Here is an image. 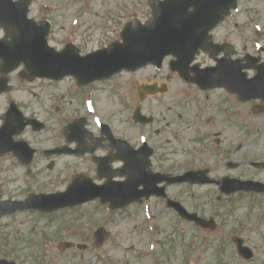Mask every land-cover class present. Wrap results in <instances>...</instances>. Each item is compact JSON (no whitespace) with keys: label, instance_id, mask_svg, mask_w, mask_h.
I'll list each match as a JSON object with an SVG mask.
<instances>
[{"label":"flooded vegetation","instance_id":"af4514ba","mask_svg":"<svg viewBox=\"0 0 264 264\" xmlns=\"http://www.w3.org/2000/svg\"><path fill=\"white\" fill-rule=\"evenodd\" d=\"M82 1L78 0L76 3L80 4ZM90 2L94 3L93 0ZM85 6L87 4L75 7V11L81 13L76 16L54 15L58 9L51 11L44 7V11L48 12V17L36 15L33 18L37 24L43 20L49 21V38L52 37V39L62 40L64 29L73 30L76 35V43L81 50L79 43L83 41L112 39L114 29L112 20L105 16L86 15L87 11L82 9ZM37 8L41 10L39 6ZM50 12L53 14H49ZM72 19L77 20L75 25H72ZM143 79L148 82L166 83V92L157 94L152 99H147L140 104L136 95H132L127 89L121 90L116 86V90L121 92V95L117 97L116 113L112 106L104 110L103 106L98 105L99 95L108 94L112 89L104 84L93 86L96 110L88 115V126L92 132L85 139V142L93 147L92 154L79 153L48 157L46 155L48 148H44L35 154L33 161L40 159L47 166L60 162L62 168L72 167L73 175L86 176L96 182H101L94 158L106 161L109 156L111 168H117L121 163L113 156V140L101 129H98L93 122L92 117L99 116L105 123L110 124L115 120H122L120 124L124 136L121 138L129 143V145L125 143L128 153L138 152L144 155L148 143L153 148L151 169L161 178L193 169L200 171L198 177L201 181L209 180L211 181L210 185L217 189L216 180L224 177L241 178L243 138H245L244 142L249 149L254 151L257 149L256 118L258 109H263L262 106H258V100L253 98L243 103L239 93H232L222 87L202 88L196 84L184 82H181L178 87L176 82H172L173 75L167 67L164 71L153 69L145 72ZM170 82L172 83L170 84ZM82 93L79 96L76 91L74 107L69 111H66L64 107L62 111L59 108H53L50 99L33 104L26 102L19 107L29 117H40L38 119L43 121L45 128L44 118H48L49 115H59L60 123L54 125L47 123V128L56 132L64 129L66 113L71 114L77 110V115L83 114L82 103H78V97L82 98ZM139 104L143 113L152 116L153 119L150 123L134 121L135 110ZM141 122H145V120ZM109 127L112 133L119 137L118 124H112ZM65 141L66 139L63 138V142ZM75 146L77 143L74 144ZM129 158L130 155L127 154V159ZM184 162H186V168L182 165ZM58 176H62L65 181V172L59 173ZM192 187L169 185L165 189L170 198L178 200L187 208L192 195L189 189ZM149 202L150 210L157 214H153L154 216L172 215L179 219L177 213L167 206L165 199L151 197ZM142 204H132L131 206H141ZM142 210L141 207H133L132 212L140 214Z\"/></svg>","mask_w":264,"mask_h":264},{"label":"rangeland","instance_id":"374dc122","mask_svg":"<svg viewBox=\"0 0 264 264\" xmlns=\"http://www.w3.org/2000/svg\"><path fill=\"white\" fill-rule=\"evenodd\" d=\"M59 2L62 0H52ZM92 4L96 14L104 15L109 12L113 7L112 0H93ZM129 6L134 5L136 14L142 15L145 13V0H127ZM138 4H141L139 7ZM139 8V10H138ZM93 14V13H92ZM242 21L244 26L252 32L259 31L257 42L264 47V0H241L239 5V11L230 20L231 25H226L221 28L224 31L225 28H231V31L235 32L233 27L234 21ZM241 24V25H242ZM256 28L258 30H256ZM264 59V51L258 52ZM32 91V89H30ZM31 96V95H29ZM34 101H38L35 99ZM264 119L263 117L261 120ZM263 147L258 150V157L264 156ZM7 165L5 168L0 167V176L4 181V195L20 196L23 192L24 182L21 180V170L14 168L9 161L1 162ZM5 197V196H4ZM264 199L260 197H241L239 200L231 198L229 200V206L231 211L228 214L218 213L219 223L225 224L227 230L222 231L215 229L208 235L201 234L202 238L195 239V254L201 255L203 258V264H220L219 259L222 257L232 258V252L228 248L226 243L223 242L226 239L228 233L239 230L245 234L248 245H250L255 253V258L252 262L243 264H264V213L261 211ZM222 207L219 208V212ZM260 209V210H259ZM84 210V209H82ZM125 211L115 217V219L109 224V227L115 232L114 238L104 248L107 250H113V258L109 255L107 257H100L98 252H94L89 248L81 255L75 249H67L60 253V257L57 256L55 261H52V256L56 255V250L53 249L51 254L47 253L40 264H151L149 257L144 253L145 246L149 241L141 234L139 225L142 222L137 221L134 216H129ZM231 212L233 214H231ZM78 213V214H77ZM78 211H66L61 215H56L49 220V217L36 215L32 219L28 216L18 214L10 218H3L1 222L3 232L0 233V239H8L9 243L5 244L4 239L0 241V244L7 246L9 249H15L18 251L17 261L22 264H37L34 256L41 254L42 247L38 244L40 238L44 237L47 233L50 237H54L55 240L65 238L73 241H86L90 245V233L99 226L105 218L102 213L97 209L89 211L86 207L83 214L79 216ZM80 217V218H79ZM141 217V216H140ZM56 220L55 222H53ZM14 227V222H16ZM23 221V222H21ZM20 222V225H19ZM139 223V224H138ZM162 228L161 238L162 242L158 248V254L160 258H164V264H185L184 255L186 250L190 249L185 239L180 238L179 234L173 237V225L174 221H160ZM112 224V225H111ZM19 225V226H18ZM58 227V228H57ZM108 227V226H107ZM57 228V229H56ZM13 229L18 231V235H14ZM53 229L56 230V235L52 234ZM60 231L59 233L57 232ZM148 230V226L146 227ZM150 237V233L148 232ZM14 239V246L10 243V240ZM17 239V240H16ZM27 239L33 240V244L26 243ZM37 242V244H36ZM224 244V246H222ZM52 255V256H51ZM193 262V259L189 260ZM228 261L227 263H229ZM231 264H239L235 259Z\"/></svg>","mask_w":264,"mask_h":264},{"label":"water","instance_id":"95a60500","mask_svg":"<svg viewBox=\"0 0 264 264\" xmlns=\"http://www.w3.org/2000/svg\"><path fill=\"white\" fill-rule=\"evenodd\" d=\"M67 204V203H66ZM70 204H72V203H70ZM62 205H64V204H62Z\"/></svg>","mask_w":264,"mask_h":264}]
</instances>
